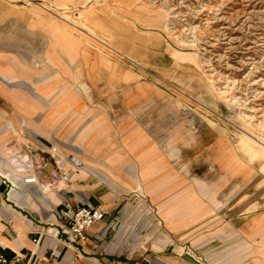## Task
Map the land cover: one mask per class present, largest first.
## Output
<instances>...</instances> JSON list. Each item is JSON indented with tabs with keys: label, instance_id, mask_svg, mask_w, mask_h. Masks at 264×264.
Here are the masks:
<instances>
[{
	"label": "crops",
	"instance_id": "obj_1",
	"mask_svg": "<svg viewBox=\"0 0 264 264\" xmlns=\"http://www.w3.org/2000/svg\"><path fill=\"white\" fill-rule=\"evenodd\" d=\"M32 10L40 27L23 13L0 26V253L23 257L9 264H264V171L215 169L229 147L213 123L195 133L153 87L170 66L148 61L134 81L135 58L61 41ZM66 203L106 211L82 258L49 234Z\"/></svg>",
	"mask_w": 264,
	"mask_h": 264
},
{
	"label": "rangeland",
	"instance_id": "obj_2",
	"mask_svg": "<svg viewBox=\"0 0 264 264\" xmlns=\"http://www.w3.org/2000/svg\"><path fill=\"white\" fill-rule=\"evenodd\" d=\"M84 1L0 0V26L19 27L23 13L29 29L40 27L31 25L32 8L45 6L37 16L59 28L61 41L96 43L82 32L91 26L109 45L135 58L141 65L132 74L134 81L151 68L148 61L169 65L151 69L153 87L178 97L170 105L185 116H196L195 133L202 127L199 123H213L215 143L229 147L215 159V169H228L235 161L264 171V158L255 157L244 142L250 135L264 144V0ZM49 3L66 4L70 10L51 11ZM33 36L29 31L28 40H36ZM243 168L235 166L237 171Z\"/></svg>",
	"mask_w": 264,
	"mask_h": 264
},
{
	"label": "built area",
	"instance_id": "obj_3",
	"mask_svg": "<svg viewBox=\"0 0 264 264\" xmlns=\"http://www.w3.org/2000/svg\"><path fill=\"white\" fill-rule=\"evenodd\" d=\"M51 148L56 150V146L52 145ZM74 161V159H72ZM74 163L76 165H80L77 161ZM63 217L66 220L65 226L61 227L60 231L57 230L54 232H45L49 233L52 237L57 239L66 247L72 249L76 252V256L82 258L85 254L81 248H79L83 243H86L90 239V230L92 226L103 220L106 217V211L101 207L90 208L87 206H83L80 204H65V210L63 211ZM40 235L37 239H35L36 243L40 240ZM86 255V254H85ZM23 257L16 253L15 257L12 259L15 262L21 261ZM0 260L2 263L9 264L12 260L6 258L2 253H0ZM26 264H34L28 260ZM35 264H40L35 263ZM92 264H103L98 260H94Z\"/></svg>",
	"mask_w": 264,
	"mask_h": 264
},
{
	"label": "bare ground",
	"instance_id": "obj_4",
	"mask_svg": "<svg viewBox=\"0 0 264 264\" xmlns=\"http://www.w3.org/2000/svg\"><path fill=\"white\" fill-rule=\"evenodd\" d=\"M91 2H93V0H85L84 1V5H89ZM49 7H50V9H48V10H51V11L55 10V11L67 12L68 10H70V7L67 6L66 4H50L49 3ZM41 8H45V6H42ZM64 14H68V13H64ZM164 26H165V24H164ZM76 27H79V26H76ZM86 29L87 30H85V29L82 30V32L86 36H88L89 38H92V39H100V37L97 35L98 33L91 26H88ZM102 42L108 48L112 49L113 51H117V52L122 53V51H119L118 49H116L113 46L109 45L107 42H105V40L102 39ZM244 142L254 152V153L253 152L252 153L255 155V157L257 156V157L264 158V144H263V142H261L260 140L258 141V140H255V139L251 138L250 135H247L244 138Z\"/></svg>",
	"mask_w": 264,
	"mask_h": 264
}]
</instances>
